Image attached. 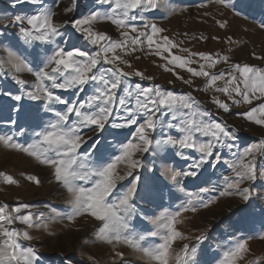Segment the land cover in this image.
<instances>
[{
	"label": "snow or ice",
	"instance_id": "1",
	"mask_svg": "<svg viewBox=\"0 0 264 264\" xmlns=\"http://www.w3.org/2000/svg\"><path fill=\"white\" fill-rule=\"evenodd\" d=\"M99 3L108 7L103 11H90L80 19L65 20L61 24L54 22L57 14L54 8L59 7V0H53L52 7L45 6L36 14L14 17L12 24L19 25L20 37L26 45H31L33 41L55 45L42 61L36 60V68L31 67L23 57L15 58L17 71L27 70L36 78L37 88L27 94L28 99L43 102L45 112H51L55 119L43 127L40 118L34 120L30 126L38 130H34L31 143H18L11 135H0V145L21 152L33 158L39 165L52 170L53 179L70 197L72 212L68 216L69 222L79 216H90L100 222L96 231L97 241L112 245L113 249L116 245L124 244L152 264H169L173 243L177 239H188L177 230L182 213L195 212L200 207L207 208L215 202L216 197H191L180 210L162 212L155 221V231L137 233L132 224L133 217L137 215L135 201L140 191L138 183L142 180V163L137 154L143 156L146 153H163L171 148L175 150L176 157L188 161L192 158L183 150H195L199 156L192 159L187 168L165 173L166 178L179 183L183 178L196 177L202 167L210 163V157L215 156L218 162L221 154L214 153V149L227 147L232 150L239 137L226 123L215 119L211 112L201 109L199 102L191 94H177L163 89L160 85L143 87L139 83H130L133 76L139 77L141 81H150L153 78L145 76L139 70L125 71L121 65L127 68L132 65L124 57L134 53L138 46L145 43L149 50L156 45L154 54L172 65V68L165 67V71H172L177 79L183 80V77L175 72V68L186 70L191 77L204 78L207 88L214 93H222L232 105H253L254 101H259L249 111L237 115L261 127H264V68L247 63H231L228 55L220 53L213 55L191 52L185 48L181 50L188 52L187 57L172 54L171 49L178 48L179 45L169 37L161 35L164 29L155 23H144L141 30V27L133 23L141 19V14L145 11H157L163 6L164 0H99ZM215 3L225 9L235 10L232 0H215ZM64 11L67 14L75 9L70 7ZM99 22L115 25L121 30L120 38L113 39L106 32L95 31L94 25ZM216 24L221 29L229 26L227 19H217ZM69 25L88 44L95 47L96 51L75 46L66 48L65 45L72 39L73 33L62 32L61 28ZM258 27L264 29V21ZM156 37L163 41L162 45ZM58 40H63V44ZM226 42L234 41L229 37ZM118 51L120 55H117ZM165 52L168 56L162 54ZM253 56L257 60L264 59L255 53ZM220 63H231V71H208ZM192 64H198V68L191 67ZM219 81H223V86L218 85ZM183 82L191 84L192 80ZM15 83L23 85L25 82L16 79ZM60 91H71L76 97L84 94V97L69 100L58 94ZM4 94L11 95L8 92ZM11 98L18 102L22 99L20 95H12ZM133 99L134 104L131 103ZM212 103L224 113L231 110L229 103L216 96H213ZM56 105H62L63 108L58 110ZM117 112L121 113L118 117L114 115ZM11 123L16 125L17 120H11ZM84 129L96 133L97 138L85 139L82 135ZM124 129L129 131L124 132ZM165 129L175 130L178 135H170ZM19 132L24 134L25 129L20 127ZM102 133L118 138V153L108 152V146L100 138ZM120 137L124 139H119ZM199 137L206 139L201 140ZM88 140L93 142L82 156L79 150ZM258 153L264 156V140L233 153L235 159L228 166L235 179L229 181L225 177L226 190L220 191L219 196L239 194L244 201H249L250 188L241 189L240 185L244 182H255L258 178L264 179V168L259 171L257 169ZM172 154L168 153L169 156ZM92 156L97 157L95 166L89 163ZM119 165H124L123 174L118 170ZM0 177H3V182L7 185L18 184L13 177L3 172H0ZM128 177L132 179L125 190L110 199L118 182ZM26 179L37 185L40 183L35 176H27ZM78 181L83 183H77ZM208 191L201 189V192ZM28 208L27 204H17L10 209L6 204L0 206V264H38L36 249L25 248L20 243L21 239H33L30 232L11 228L18 221L26 229L47 230L48 225L41 220V216L24 211ZM148 237H156L159 242L146 246L144 242ZM205 238L197 236L196 241L199 243ZM257 238L264 240V232L259 233ZM182 251L184 256L180 259H183L184 264H197L196 245L185 244ZM247 251L246 241L236 242L225 254V264H234ZM115 255L123 264L124 254L116 251ZM255 264H259V261Z\"/></svg>",
	"mask_w": 264,
	"mask_h": 264
},
{
	"label": "rangeland",
	"instance_id": "2",
	"mask_svg": "<svg viewBox=\"0 0 264 264\" xmlns=\"http://www.w3.org/2000/svg\"><path fill=\"white\" fill-rule=\"evenodd\" d=\"M232 3L235 5L234 11L217 5L215 0H164L163 6L157 11H145L141 14L142 18L133 23L141 27V30L144 23H155L164 29L161 35L169 37L179 45L178 48L171 49L174 55L187 57L188 52L181 50L187 48L191 52L228 55L231 63H247L264 68V59L257 60L253 56L255 53L264 57V29L258 27L259 23L264 21V0H232ZM45 6L52 7L53 0H0V135H11L15 142L22 144L31 143L34 130H38L30 126L34 120L40 118V124L43 127L55 117L51 112H45L43 102L28 99L27 94L37 88L36 78L27 70L17 71L15 58L23 57L31 67L36 68V60L42 61L55 45L40 41H33L31 45H26L20 37L19 25H13L12 20L17 15L36 14ZM70 7L75 11L66 14L64 10ZM107 7V5L102 6L99 0H59V7L54 8L57 13L54 22L61 24L65 20L80 19L90 11L97 9L103 11ZM217 19H227L229 26L226 29L219 28L216 24ZM5 25L8 26L5 27ZM24 26L27 27V24ZM94 29L97 32H106L113 39L120 38L121 30L109 22L96 23ZM61 31L73 33L72 39L65 45L66 48L75 46L87 48L92 52L96 51V48L88 44L80 33H75L70 25L61 28ZM213 37L219 39H213ZM229 37L232 38L233 43L226 42ZM155 39L159 44H163L159 37ZM58 42L63 44V40ZM155 51L156 45L149 50L145 43L143 46H138L134 53L124 57L132 65L131 68L121 65L125 71L139 70L145 76L153 78L150 81H141L139 77L133 76L130 83L133 85L139 83L143 87L160 85L163 89L177 94H191L199 102L201 109L211 112L215 119L226 123L231 130L235 131L239 139L232 150L227 147L214 149V153L221 154L218 162L215 156L210 157V163L205 164L196 177L183 178L179 183L166 178L165 173L187 168L192 159L199 156L195 150H183L192 158L188 161L176 157L175 150L171 148L163 153H146L143 156L137 154L142 163L140 170L142 180L138 183L140 191L135 201L137 215L132 220L135 231L142 234L155 231L157 228L155 221L162 212L180 210L191 197L204 199L216 197L215 202L207 208L200 207L195 212L182 213L177 230L188 239H177L173 243L169 264H184L183 259L180 258L184 256L182 249L185 244L197 246L195 257L197 264H225V254L241 240L246 241L248 251L242 253V258H237L234 264H255L256 261L264 264V240L257 238L259 233L264 232V179L258 178L255 182H244L240 185L241 189L249 187L251 190L250 199L247 202L239 194L219 196L220 191L226 190L225 177H228L229 181L235 179L228 166V163L235 159L233 153L264 140V127L237 115L249 111L259 101H254L253 105L242 103L232 105L222 93H214L207 88L204 78L191 77L186 70L175 68V72L183 77V80H192L191 84H185L183 80L177 79L172 71H165V67L172 68V65L155 55ZM162 54L168 56L166 52ZM117 55H120L119 51ZM231 63H220L208 71L229 72ZM190 66L198 68V64ZM16 79L25 83L19 85L15 83ZM217 83L223 86V81ZM5 92L11 95H5ZM58 94L69 100L84 97V94L76 97L71 91H60ZM12 95H20L21 101L13 100ZM213 96L229 103L230 112L224 113L217 109L212 103ZM131 103L134 104L135 100L133 99ZM55 107L58 110L63 108L62 105ZM120 114L114 113L116 117ZM10 117L11 120H17L16 125L11 123ZM117 122H119L118 119ZM20 127L25 129L24 134H20ZM109 131L113 130L109 129ZM165 131L170 135H178L175 130L165 129ZM82 135L85 139L97 138V134L89 129H84ZM100 138L108 146V152H119L120 145L116 142L118 138L107 133L100 134ZM93 140H88L82 145L79 150L82 156ZM168 153L173 154L169 156ZM96 161V156L89 159V163L93 166ZM213 164H215L214 167ZM261 168H264V156L258 153V171ZM118 170L123 174L124 165H119ZM0 172L13 177L18 182L17 185H7L3 182V177H0V206L6 204L10 209L17 204H27L29 208L24 211L31 212L34 216H41V220L48 225L47 230L26 229L25 225L18 221L11 225V228L16 231L30 232L33 239L31 241L21 239L20 243L25 248L36 249L39 257L38 264H66V262L68 264H121L120 258L115 255L116 251L124 254L123 264H152L127 245H116L113 249L112 245L97 241L96 231L100 222L90 216H79L69 222L68 216L72 212L69 194L55 182L52 170L47 166L39 165L33 158L0 145ZM27 176L37 177L40 181L39 185L28 181ZM131 179L128 177L118 182L110 199L120 195ZM201 189L209 191L201 192ZM228 191L234 190L228 189ZM197 236L206 238L198 243ZM157 242H159L158 238L148 237L144 243L147 246Z\"/></svg>",
	"mask_w": 264,
	"mask_h": 264
}]
</instances>
